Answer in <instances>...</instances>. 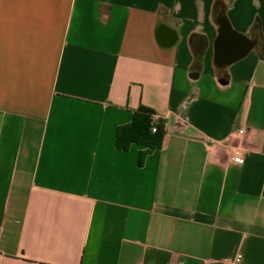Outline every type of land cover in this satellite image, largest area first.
I'll list each match as a JSON object with an SVG mask.
<instances>
[{"label":"crops","instance_id":"crops-1","mask_svg":"<svg viewBox=\"0 0 264 264\" xmlns=\"http://www.w3.org/2000/svg\"><path fill=\"white\" fill-rule=\"evenodd\" d=\"M224 5L264 39V0H0V264H264V44L219 70ZM140 106L162 144L120 149Z\"/></svg>","mask_w":264,"mask_h":264},{"label":"water","instance_id":"water-1","mask_svg":"<svg viewBox=\"0 0 264 264\" xmlns=\"http://www.w3.org/2000/svg\"><path fill=\"white\" fill-rule=\"evenodd\" d=\"M224 5L219 12L214 14L217 25V36L213 43L214 64L219 70L226 69L229 65L245 57L250 51L258 49L264 44V39L259 37V24L254 23L250 34L235 30L226 14ZM158 32V30H157ZM176 40L173 38L169 46H173Z\"/></svg>","mask_w":264,"mask_h":264},{"label":"trees","instance_id":"trees-1","mask_svg":"<svg viewBox=\"0 0 264 264\" xmlns=\"http://www.w3.org/2000/svg\"><path fill=\"white\" fill-rule=\"evenodd\" d=\"M152 113H154L153 109L140 106L135 111L132 121L118 128L116 146L120 149H127L135 142L145 145L147 152L160 147L164 137V128L160 121L156 124V130H152Z\"/></svg>","mask_w":264,"mask_h":264},{"label":"built area","instance_id":"built-area-1","mask_svg":"<svg viewBox=\"0 0 264 264\" xmlns=\"http://www.w3.org/2000/svg\"><path fill=\"white\" fill-rule=\"evenodd\" d=\"M151 119H152V124H153V128L152 130L155 131L156 130V124L158 122H160V117L158 116V114H156L155 112L151 114ZM245 133V130L242 128V129H239L237 131V134L238 135H242ZM232 160L236 163H242L243 160H244V152L243 150L241 149H235L233 150V153H232ZM242 260V255L241 254H236L234 255L230 261L228 262V264H240Z\"/></svg>","mask_w":264,"mask_h":264},{"label":"flooded vegetation","instance_id":"flooded-vegetation-1","mask_svg":"<svg viewBox=\"0 0 264 264\" xmlns=\"http://www.w3.org/2000/svg\"><path fill=\"white\" fill-rule=\"evenodd\" d=\"M218 9V12H219V8H217Z\"/></svg>","mask_w":264,"mask_h":264}]
</instances>
